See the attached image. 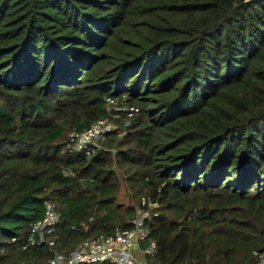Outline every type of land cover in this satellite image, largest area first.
Returning a JSON list of instances; mask_svg holds the SVG:
<instances>
[{"label": "trees", "instance_id": "obj_1", "mask_svg": "<svg viewBox=\"0 0 264 264\" xmlns=\"http://www.w3.org/2000/svg\"><path fill=\"white\" fill-rule=\"evenodd\" d=\"M105 96L149 104L135 132L142 151L116 156L155 169L134 171V196L147 184L159 202L149 219L156 263L254 264L264 250V0H0V180L19 187L0 197L4 264H48L44 246L16 247L43 217L47 178L62 203L61 249L132 213L128 204L115 216L113 172L93 157L83 169L100 163L91 190L104 213L88 222L93 196L57 170L45 150L59 145L41 143L62 133L63 106L83 129L105 114ZM23 160L46 166L31 172Z\"/></svg>", "mask_w": 264, "mask_h": 264}, {"label": "rangeland", "instance_id": "obj_2", "mask_svg": "<svg viewBox=\"0 0 264 264\" xmlns=\"http://www.w3.org/2000/svg\"><path fill=\"white\" fill-rule=\"evenodd\" d=\"M103 107L106 111L105 114L96 117V120L100 118L106 119L107 129L100 132L97 137L94 138L91 142L80 143L76 138L71 136L72 133H77V131H80L81 129L76 128L72 120H66L64 115L67 112V107L63 106L54 114V126L59 123L60 126L63 127L62 133L54 139V142H49L47 140L45 142H42V140L41 143L44 147V150L47 145H52V143H56L57 145H59L60 151H58V153L52 152V147L48 148V150H45L48 155L51 153L52 155L54 154L53 157L55 158V160L53 162L57 164V170H59L63 175L75 177L79 184V187L82 188L83 191H85V196H93V204L92 209L90 208L91 211L90 215L88 216V222L98 225L104 213V210L101 209L99 203L97 202L98 197L100 196L97 193L98 191L94 192L91 190L94 189L95 185L99 182V180L94 177H98L99 174H101L100 172L97 173V167L100 166V163H93L92 166L90 164L87 169H83V167H85L89 163H92L93 161L91 160L93 157H101V160L105 161L103 167H105L106 169H110V172H113L111 173L112 177L110 178V181L113 183L112 192H115L116 202H119L121 205L120 211L117 212L115 216L117 214L119 216L124 215L126 206L130 204L131 207H133V211L132 213L130 212L129 216L124 215L123 222H128L129 227H132L133 220H135L137 217V219H140L141 217L139 216H141L142 214H146L145 220L147 221L146 224L149 227V219L152 212L149 204H156L155 207H158L159 202L157 199H152L151 189L147 184H143L144 189L142 191H139V189L136 190L137 196H134L135 189L141 187L138 186L140 185V183L134 184V181L136 180L134 171L139 168L143 170L144 173L146 172L147 174H150L154 172L155 169L153 165L142 166L134 162L132 163L123 160L121 157L116 156V153L119 150H125L132 156L135 155L136 152L142 151L141 149L138 150L139 148L137 147L135 132L139 131L141 125L138 124V121L146 117L145 109L146 107H149V104H137L136 102L129 100L126 96H105ZM91 113L89 114L92 115ZM33 135L36 141L37 139H43V135L41 134L38 135L34 133ZM78 152L82 153L83 158L81 159V161L71 162L68 164L66 162V157L68 156L67 154H76ZM20 163L21 167H26L31 172L37 171L38 169H41L42 167L44 168L46 166V164H43L42 162L30 163V161L23 160L20 161ZM7 167H9L8 164H5L4 169H6ZM136 174H138V172H136ZM0 181L5 183L2 185V194L0 195L2 199L1 201L4 200V202H8L15 199L19 192V187L16 183L13 184V177L8 174V176L2 177ZM56 186L57 185L53 180L50 181V179L47 178L45 179V187L42 193L45 196V200L53 199L58 204L60 212L62 203L59 195L55 194L56 190L54 189L56 188ZM159 186H161V184ZM158 191L159 189L156 190V195L154 196L156 198L159 196ZM167 200L168 198L162 201L163 204L166 203ZM137 210H140V215H137ZM123 222L120 223L116 219L113 226H111V228L113 227L112 231H115L116 229H124L125 224ZM83 225L84 227H86V222L83 223ZM56 233L57 228L53 232H46L40 223L32 224L27 228V236L24 241L18 243V246L16 247L21 249H28L32 246L42 245L47 249L49 253V256L45 259L46 263L71 264L66 262V257L63 259L62 253H60V251H67V249L66 247H63V249H61V242L57 244ZM6 251L7 249L5 250L4 247L0 248V256L2 258L3 264L4 254L6 253ZM254 253L257 259L254 264H258L261 259H263L261 262L262 264H264V250H260L259 252ZM136 254L138 256V259H142V254H140L139 252L134 253V255ZM148 260L150 264H155L157 261L156 255L150 256ZM5 263H11V259H5ZM156 264L161 263L158 261Z\"/></svg>", "mask_w": 264, "mask_h": 264}, {"label": "built area", "instance_id": "obj_3", "mask_svg": "<svg viewBox=\"0 0 264 264\" xmlns=\"http://www.w3.org/2000/svg\"><path fill=\"white\" fill-rule=\"evenodd\" d=\"M106 129V119L100 118L77 133H72L71 136L80 143H88ZM44 206L43 217L36 223H40L46 232H53L60 219L58 204L53 199H47L44 201ZM136 213L137 215L141 214L140 210H137ZM139 217L141 218L137 219V217L133 220L132 227L116 229L109 234L87 237L71 250L60 251L63 259L66 257V262L71 264H87L107 260L116 264H147V257L155 254L157 243L150 235L148 225L144 223L146 214ZM136 252L142 254V259H138L137 254L134 255ZM261 261L258 264H262Z\"/></svg>", "mask_w": 264, "mask_h": 264}, {"label": "water", "instance_id": "obj_4", "mask_svg": "<svg viewBox=\"0 0 264 264\" xmlns=\"http://www.w3.org/2000/svg\"><path fill=\"white\" fill-rule=\"evenodd\" d=\"M156 206V204H149L150 208H154Z\"/></svg>", "mask_w": 264, "mask_h": 264}]
</instances>
